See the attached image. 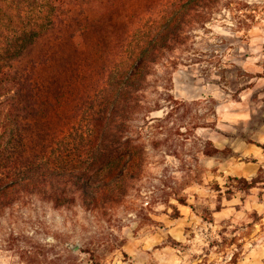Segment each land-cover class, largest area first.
Listing matches in <instances>:
<instances>
[{
  "label": "rangeland",
  "instance_id": "rangeland-1",
  "mask_svg": "<svg viewBox=\"0 0 264 264\" xmlns=\"http://www.w3.org/2000/svg\"><path fill=\"white\" fill-rule=\"evenodd\" d=\"M182 39L128 122L144 162L124 197L20 198L0 264H264V0H222Z\"/></svg>",
  "mask_w": 264,
  "mask_h": 264
},
{
  "label": "trees",
  "instance_id": "trees-1",
  "mask_svg": "<svg viewBox=\"0 0 264 264\" xmlns=\"http://www.w3.org/2000/svg\"><path fill=\"white\" fill-rule=\"evenodd\" d=\"M221 1L0 0V212L121 200L144 162L127 125L149 75Z\"/></svg>",
  "mask_w": 264,
  "mask_h": 264
},
{
  "label": "water",
  "instance_id": "water-1",
  "mask_svg": "<svg viewBox=\"0 0 264 264\" xmlns=\"http://www.w3.org/2000/svg\"><path fill=\"white\" fill-rule=\"evenodd\" d=\"M72 250L73 251L77 250V246L72 247Z\"/></svg>",
  "mask_w": 264,
  "mask_h": 264
}]
</instances>
